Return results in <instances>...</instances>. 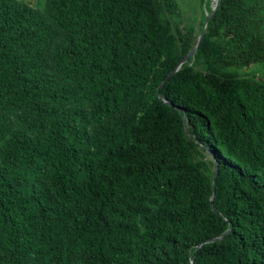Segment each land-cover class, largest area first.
Returning <instances> with one entry per match:
<instances>
[{
	"label": "trees",
	"instance_id": "1",
	"mask_svg": "<svg viewBox=\"0 0 264 264\" xmlns=\"http://www.w3.org/2000/svg\"><path fill=\"white\" fill-rule=\"evenodd\" d=\"M211 1L0 0V264H264V0Z\"/></svg>",
	"mask_w": 264,
	"mask_h": 264
},
{
	"label": "rangeland",
	"instance_id": "2",
	"mask_svg": "<svg viewBox=\"0 0 264 264\" xmlns=\"http://www.w3.org/2000/svg\"><path fill=\"white\" fill-rule=\"evenodd\" d=\"M186 4V9L188 10V13L191 17H193V20H197L196 22L201 21V19L204 18V15L208 14L209 12V2L210 0H184ZM216 0L211 1V6H215ZM37 4L36 0V6ZM248 74L250 76H257L264 73V63L257 64L254 67H250V70H247Z\"/></svg>",
	"mask_w": 264,
	"mask_h": 264
},
{
	"label": "water",
	"instance_id": "3",
	"mask_svg": "<svg viewBox=\"0 0 264 264\" xmlns=\"http://www.w3.org/2000/svg\"><path fill=\"white\" fill-rule=\"evenodd\" d=\"M218 5H219V3L217 4V6H218ZM215 9H216V7H215ZM215 9L213 10V12L215 11ZM213 12L210 14V16H212ZM209 18H210V17H209ZM209 18H208V19H209ZM208 19H206V21H205V23H204V25H203V30H202V33H201V35H200V37H199V43H200V42L202 41V39H203V36H204V32H205V28H206V25H207ZM196 50H197V47H196V48H195L190 54H188V55L183 59V61L179 64V66H180L182 63H184L185 61H187L189 57L193 56V55L195 54ZM179 66H178V67H179ZM178 67H177V68H178ZM176 70H177V69H176ZM217 175H218V164H216V171H215V174H214V181H213V183H214V188H215V185H216ZM212 203H213V200H212ZM208 241H211V240H208Z\"/></svg>",
	"mask_w": 264,
	"mask_h": 264
}]
</instances>
